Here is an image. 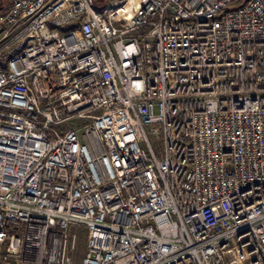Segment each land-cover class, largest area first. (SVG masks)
<instances>
[{
	"label": "built area",
	"instance_id": "built-area-1",
	"mask_svg": "<svg viewBox=\"0 0 264 264\" xmlns=\"http://www.w3.org/2000/svg\"><path fill=\"white\" fill-rule=\"evenodd\" d=\"M0 264H264V0H0Z\"/></svg>",
	"mask_w": 264,
	"mask_h": 264
},
{
	"label": "rangeland",
	"instance_id": "rangeland-1",
	"mask_svg": "<svg viewBox=\"0 0 264 264\" xmlns=\"http://www.w3.org/2000/svg\"><path fill=\"white\" fill-rule=\"evenodd\" d=\"M78 232V239H77V259L76 261L79 262L81 256L85 252V230L83 228L77 229Z\"/></svg>",
	"mask_w": 264,
	"mask_h": 264
},
{
	"label": "trees",
	"instance_id": "trees-1",
	"mask_svg": "<svg viewBox=\"0 0 264 264\" xmlns=\"http://www.w3.org/2000/svg\"><path fill=\"white\" fill-rule=\"evenodd\" d=\"M105 0H94V5L97 9H100L104 4Z\"/></svg>",
	"mask_w": 264,
	"mask_h": 264
}]
</instances>
